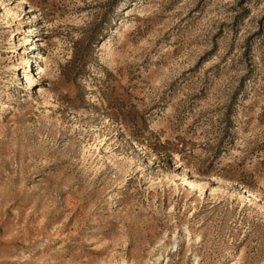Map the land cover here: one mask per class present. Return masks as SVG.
<instances>
[{"label": "rangeland", "instance_id": "374dc122", "mask_svg": "<svg viewBox=\"0 0 264 264\" xmlns=\"http://www.w3.org/2000/svg\"><path fill=\"white\" fill-rule=\"evenodd\" d=\"M0 264H264V0H0Z\"/></svg>", "mask_w": 264, "mask_h": 264}, {"label": "bare ground", "instance_id": "6f19581e", "mask_svg": "<svg viewBox=\"0 0 264 264\" xmlns=\"http://www.w3.org/2000/svg\"><path fill=\"white\" fill-rule=\"evenodd\" d=\"M34 57V56H33ZM21 77H25L26 78V74H24V73H21V75H20ZM254 198V197H253Z\"/></svg>", "mask_w": 264, "mask_h": 264}]
</instances>
